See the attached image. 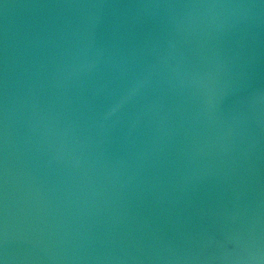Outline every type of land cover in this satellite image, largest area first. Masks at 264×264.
Segmentation results:
<instances>
[{
  "label": "water",
  "instance_id": "water-1",
  "mask_svg": "<svg viewBox=\"0 0 264 264\" xmlns=\"http://www.w3.org/2000/svg\"><path fill=\"white\" fill-rule=\"evenodd\" d=\"M0 264H264V0H0Z\"/></svg>",
  "mask_w": 264,
  "mask_h": 264
}]
</instances>
